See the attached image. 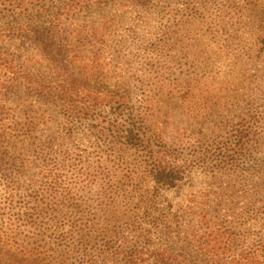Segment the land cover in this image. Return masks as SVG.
<instances>
[{
    "label": "rangeland",
    "instance_id": "rangeland-1",
    "mask_svg": "<svg viewBox=\"0 0 264 264\" xmlns=\"http://www.w3.org/2000/svg\"><path fill=\"white\" fill-rule=\"evenodd\" d=\"M94 2L75 18L49 8L32 21L35 30L53 29L45 44H36L34 33L15 31L0 41V57L10 65L0 70V105L9 109L0 108V122L10 129L6 152L20 171L12 187L0 173V264H83L86 255L103 257L113 237L128 235L126 226L138 228L155 192L148 155L153 150L160 158L161 149L185 175L179 188L160 193L154 209H165L166 223L188 247L181 253L158 233L148 246L140 239L146 249L206 264L194 224H174L202 209H218L222 220L232 210L236 236L245 241L238 250L264 241V144L250 141L240 155L231 146L243 115L255 114L256 126L264 118V0H154L145 9L127 0ZM96 23H106L109 32L96 47L97 59L88 62L101 73L103 98H123L127 110L144 119L137 124L141 132L160 136L162 144L127 142L129 114L109 100L70 113L58 97L61 85L46 91L58 99L46 101L20 79L25 74L57 86L66 70L93 54L88 45H62V32L80 40L77 32ZM26 122L27 136L18 126ZM259 128L264 133V125ZM218 170L225 172L219 181ZM139 264L152 263L145 255Z\"/></svg>",
    "mask_w": 264,
    "mask_h": 264
},
{
    "label": "trees",
    "instance_id": "trees-1",
    "mask_svg": "<svg viewBox=\"0 0 264 264\" xmlns=\"http://www.w3.org/2000/svg\"><path fill=\"white\" fill-rule=\"evenodd\" d=\"M61 1L62 5L59 4ZM90 1L91 0H0V22L4 21L0 27V41L6 36L4 34L15 31L16 33L22 32L28 35L34 33L32 36L33 41L36 44H43L46 40V33L52 32L53 29L48 26L43 29L35 30L38 24H32V21L37 22L38 19L42 20V18H45L48 15L49 8H57V12L60 10L62 11V16L75 18L77 15H82L86 12L88 13L87 3ZM99 1L101 0H95L93 4L95 5ZM127 1H131L140 9H145L154 0ZM34 11L36 12V15L40 14V17L35 18V16H33ZM44 14L45 17H43ZM56 14L57 13H52L51 15L53 16H51V18L60 17ZM55 21H57V19H55ZM80 31L75 35L79 36L81 34L80 40H71L69 35H65V32H62V39L60 40H62V45H88L90 52L93 54L90 58L86 59L85 64H80L74 69V71L73 69L66 70L65 72L68 76L62 77V81H60V83L58 82L59 84L55 87L50 85L42 86V84L40 85V83L32 81L33 79L30 76L23 74V71L21 73L23 75H21L20 79H22L24 84L29 88L33 87V90L37 89L38 94L42 93L43 95H41V97L46 101L49 99H58L59 97V99H61L60 101L66 106V109L70 113L76 111L79 113L90 112L93 111L94 107L102 104L104 100H109L111 105L117 107V110L122 109V111L129 114L126 119L127 127L124 131L127 142H142L151 145V147L154 142L162 144L164 141H162L160 136L150 139L145 133L141 132L140 128L137 127V124L143 125L145 123L144 119L137 120L133 113L129 112L124 106L123 98L116 99L117 97L114 96H109L107 97L108 99L103 98L105 96L102 95L103 92L100 90L105 88L98 86V78L101 76V73L92 68V65L88 66L89 61L97 59L96 47L104 45L106 42L109 33L107 24L96 23L93 24L92 27L81 28ZM59 32L56 34L57 38L60 36ZM50 42L51 44H55L56 41ZM1 43L2 42H0V44ZM3 68L8 70L10 69V65L6 60L0 57V70H3ZM100 68L101 66H98V69ZM53 71H55L54 67ZM59 85H61L62 93L59 94L58 97L52 96L51 92L50 94H46L48 89L57 88ZM27 102L28 100H23V103L26 104ZM24 107L29 108L30 104H26ZM0 108L3 111L5 109L6 111L9 110L2 105H0ZM262 120L261 124L256 126L258 124L257 116H255V114H245L240 119V122L235 125L237 128L234 131V141L231 145L235 155L249 152V148L251 147L250 141L255 140L259 145L264 144V133H262L263 128H259L264 125V118ZM18 126L24 131L23 134L25 136L31 132L28 122ZM8 131H10V129L5 128L0 122V173L5 174V180H8V185L12 187L13 179L11 177H15L13 175L20 171L15 168L14 165L16 158L11 157L9 155L10 152H6L11 145L10 139L8 138ZM12 131L20 132L15 129ZM145 138L147 139V142H143ZM160 153L162 155L160 158L156 157L153 150H151L148 155L147 161H149V169L146 170V174L149 177L151 187L155 192L153 195H149L151 196L152 201L148 203L149 205H146V211L139 220L138 228H132L133 230L131 231V226H126L124 234L128 232V235H124L123 237H117L118 235H116L106 244L107 246L105 245V252H107L103 257L100 256L101 254L98 256L86 255V260L83 261V264H139L145 255L149 257V261L152 264L188 263V261H186L187 259L182 254L174 255L165 250L161 252H150L140 241V239L143 240L148 246L150 244L149 242H151L150 239L154 234L158 235L159 233L161 238H164L165 242L167 240H172V243L175 242L177 246L176 248H178L181 253H183L184 246L188 247L187 244L178 238V232H173L171 230V225L166 223V217H164L165 209H154V203L160 193L170 189L179 188L185 175L183 168L178 167L174 163L172 160V154H170L168 150L165 151L161 149ZM21 168L22 166H20V169ZM223 174H225V172L223 173L218 170L213 173V176L218 180ZM0 179L3 180L4 177ZM142 199L143 198H140V200ZM217 214L218 209L215 212L211 209H202L198 211L197 214H193L192 219L188 220L187 213H184L183 221L179 217H176L174 224L179 225L182 224V222L186 223L188 229L191 228L190 225L194 224V228H196L198 230L197 232H200L202 235V251L203 253L206 252L208 254L206 255L207 258L205 260L206 264H264V241L259 240V244L250 250L242 248L238 250L236 247L238 246L237 243H242L240 246H243L245 241L241 237L236 236L235 230L237 229L238 221H235L236 218L234 217L232 210H229L223 220L220 219ZM229 218L232 219V221H229ZM233 224L234 227L232 226ZM141 226H148V229L147 227L141 229ZM228 227H230V229ZM116 230V224H114L112 232H116ZM109 232L111 233V231ZM187 232L190 236L191 230H188ZM240 233L244 234L245 232ZM113 242L117 243L114 247L112 245Z\"/></svg>",
    "mask_w": 264,
    "mask_h": 264
}]
</instances>
